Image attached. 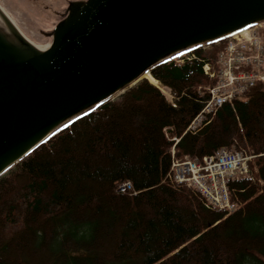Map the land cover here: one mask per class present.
I'll use <instances>...</instances> for the list:
<instances>
[{"label": "trees", "instance_id": "16d2710c", "mask_svg": "<svg viewBox=\"0 0 264 264\" xmlns=\"http://www.w3.org/2000/svg\"><path fill=\"white\" fill-rule=\"evenodd\" d=\"M220 48L155 64L154 82L77 117L1 175L0 264H264V83L185 131L197 88L214 83L203 62ZM234 140L255 155L238 211L208 209L167 180L172 149L202 157ZM125 181L134 193L117 192Z\"/></svg>", "mask_w": 264, "mask_h": 264}, {"label": "water", "instance_id": "95a60500", "mask_svg": "<svg viewBox=\"0 0 264 264\" xmlns=\"http://www.w3.org/2000/svg\"><path fill=\"white\" fill-rule=\"evenodd\" d=\"M263 18L264 0H83L44 50L0 19V176L165 57Z\"/></svg>", "mask_w": 264, "mask_h": 264}, {"label": "built area", "instance_id": "2783aa9c", "mask_svg": "<svg viewBox=\"0 0 264 264\" xmlns=\"http://www.w3.org/2000/svg\"><path fill=\"white\" fill-rule=\"evenodd\" d=\"M215 41L222 43L215 62L203 64L204 74L215 82L204 90L201 87L197 90L203 97L202 108L187 126L186 130L192 133L208 124L220 106L246 96L255 83H264V19L237 28ZM254 156L236 141L202 157L175 158L172 154L167 180L189 188L209 209L234 213L241 207L238 192L243 191L237 185L254 179L249 165ZM132 190L130 181L117 187L121 193Z\"/></svg>", "mask_w": 264, "mask_h": 264}, {"label": "rangeland", "instance_id": "374dc122", "mask_svg": "<svg viewBox=\"0 0 264 264\" xmlns=\"http://www.w3.org/2000/svg\"><path fill=\"white\" fill-rule=\"evenodd\" d=\"M78 1L83 0H0V19L37 49L44 50L51 45L58 23L70 13L71 4ZM189 49L184 48L174 55ZM167 96L171 98L169 93Z\"/></svg>", "mask_w": 264, "mask_h": 264}, {"label": "bare ground", "instance_id": "6f19581e", "mask_svg": "<svg viewBox=\"0 0 264 264\" xmlns=\"http://www.w3.org/2000/svg\"><path fill=\"white\" fill-rule=\"evenodd\" d=\"M140 77H146L147 79H149V80H151L152 82H154V78L151 76V74H149L148 71H144V72L140 75ZM94 107H95V106H94ZM94 107H92V108H94ZM85 112H86V111H85ZM81 114H82V113H80V114H78L77 116H74V117L68 119L66 122H64L63 124H61L58 128H56V130H57V129H60L61 127H63V125H66L67 123L71 122L73 119H75L76 117H78V116L81 115Z\"/></svg>", "mask_w": 264, "mask_h": 264}]
</instances>
